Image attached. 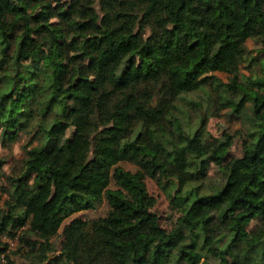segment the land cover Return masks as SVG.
<instances>
[{
	"label": "trees",
	"instance_id": "trees-1",
	"mask_svg": "<svg viewBox=\"0 0 264 264\" xmlns=\"http://www.w3.org/2000/svg\"><path fill=\"white\" fill-rule=\"evenodd\" d=\"M199 89L226 92L245 122L239 156L206 114L181 121L177 102ZM23 136L0 264L16 236L27 264H264V0H0V144ZM121 162L168 191L170 229ZM103 200L105 216L63 225ZM61 227L66 247L47 262Z\"/></svg>",
	"mask_w": 264,
	"mask_h": 264
},
{
	"label": "rangeland",
	"instance_id": "rangeland-1",
	"mask_svg": "<svg viewBox=\"0 0 264 264\" xmlns=\"http://www.w3.org/2000/svg\"><path fill=\"white\" fill-rule=\"evenodd\" d=\"M247 48L250 53L249 56L255 57L261 46L254 43L252 40H248ZM247 67V63L240 67V78L242 81L245 80V77L250 75H260V72L262 71L258 62L254 63V65L249 68ZM215 76L218 77L224 84L229 82V75H227V73L219 72L215 73ZM226 96V92H209L208 89H199L193 93L183 95L184 100L182 99L177 102V114H179L185 127L188 125L193 126L199 117L206 114V131L210 135L213 137H220L225 132L233 134V144L230 148L229 156L235 157L241 154V142L243 139L242 132L245 129V122L242 119H237L231 116L229 110L221 105V103H223L221 102L222 99ZM186 101H192L198 105L197 107H190L189 104L187 105ZM164 129L169 131L167 122H164ZM27 142L28 138L23 136L17 141L8 143L5 146L0 144V161L2 162V175L0 177V207L2 206V202L7 199L8 193L12 188L10 177H15L20 173L21 164L24 159L23 146ZM119 166L132 173H138V175L141 176L152 205V211L159 216L161 226L170 229L179 216V210L171 201V196L167 194L168 191L161 189L153 180L140 172L135 165L129 162H121ZM214 180L215 178L213 173H211L209 174L207 182L198 181L191 183L190 186L204 189L209 183H213ZM109 188L119 190V187L115 184V182H111ZM108 209L107 202L103 200L102 203L98 204L94 209L73 214L64 221L63 225L68 226L69 223L75 219L88 223L96 218L105 216ZM63 227H61L58 234L52 237L49 241L53 251L47 254L49 258L47 262L54 260L59 255L61 250L66 247V240L64 234L62 233ZM251 227H253V224ZM4 240L9 244L10 253L9 262L3 258L2 264H27L28 261L25 258L27 248L25 245L19 243L18 237L4 238ZM51 264H55V262Z\"/></svg>",
	"mask_w": 264,
	"mask_h": 264
}]
</instances>
